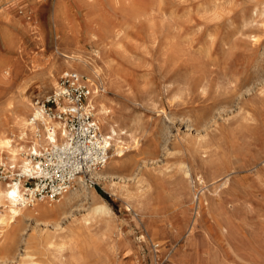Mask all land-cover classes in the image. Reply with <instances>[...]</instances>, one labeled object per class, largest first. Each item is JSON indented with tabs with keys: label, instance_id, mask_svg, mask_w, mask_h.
<instances>
[{
	"label": "rangeland",
	"instance_id": "rangeland-1",
	"mask_svg": "<svg viewBox=\"0 0 264 264\" xmlns=\"http://www.w3.org/2000/svg\"><path fill=\"white\" fill-rule=\"evenodd\" d=\"M83 2L0 0V125L74 70L66 34L99 51L100 100L130 146L65 212L4 225L0 264H264V0Z\"/></svg>",
	"mask_w": 264,
	"mask_h": 264
},
{
	"label": "bare ground",
	"instance_id": "bare-ground-1",
	"mask_svg": "<svg viewBox=\"0 0 264 264\" xmlns=\"http://www.w3.org/2000/svg\"><path fill=\"white\" fill-rule=\"evenodd\" d=\"M85 1L86 0H84V2ZM89 1H91V0H89ZM118 1H120V0H111V2H118ZM84 4H86V3H84ZM54 10H55L54 14H53L54 20L56 21V19L62 18V16H61L62 12L60 13L59 7L56 6ZM136 10H138V9H136ZM122 11L125 12V10H122ZM136 12L140 13L139 11H136ZM134 14L135 13H133V15ZM128 16H130V15H128ZM60 27L62 28V26H60V25L58 26V24H57L56 28H58V31H62V29ZM94 30H96V29H93V30L91 29L89 31V34H90L91 38L93 39V44L99 45L102 41V39H101L102 34L101 33H104V29L100 28V32L94 31ZM65 31H67V30H65ZM96 32L100 33L101 36ZM98 35L100 38L98 37ZM62 38L64 39L65 43H64L62 49L59 48V44L57 43V52H58L59 56L63 59V63L65 64L67 69L68 68L74 69L79 74L86 75V77H87L86 81H87V83L91 89V93H90V96L88 98L89 99L88 102L93 107V115H94V117L97 120V123L99 125L101 134L104 138V143L108 147V158H107V161L105 162V164L103 165V167L100 169L91 170V171L85 173L84 175L87 179L92 180V181L105 180L108 177L105 174V172L107 173L106 168L109 165L110 159L112 158V156H115L116 158L122 157L124 154L123 150L128 149L130 145H129V143H127L125 141V139H123V137H122L123 135L121 136L122 132H120V131L122 128H118L113 121L107 119L106 115H107V112L109 109L108 108L109 105H107L108 107H106L100 100V97L102 96L101 93L105 91V87H104V82H103L101 72H100V69L98 66L99 64L97 65V62L95 60V58H98V59L100 58L99 51L96 48H93L90 51V53H91L90 56L85 57V56L79 54V51L77 52L78 45H77L76 40H72V41H71V39L68 40V36L66 34L64 36H62ZM62 38H60V39H62ZM103 41L105 42V40H103ZM106 42H109V41H106ZM116 46H117V44H116ZM116 49H118V48H116ZM122 52H124V51H122ZM103 63L101 65H103ZM111 70L114 71V69H111ZM102 71H103V69H102ZM114 73H115V71H114ZM49 76H50V78L47 77L48 78V80H47L48 85H49V87L54 89L57 85V80L55 79L56 75L49 72ZM44 79H45V77H44ZM110 85H112V84H110ZM41 86L43 87V85H41ZM41 86H40V88H41ZM105 86H107V82H106ZM181 86H183V85H181ZM49 87H48V89H46V93H43L42 90L40 91V93L41 92L43 93L42 96L44 94H47V90L51 89ZM36 93H38V92H36ZM40 95L38 98L41 97ZM20 97H21V95H20ZM107 104H109V102ZM16 106H17V104H16ZM38 111L39 110L36 107V105L34 104V101H32L30 99V97H28L26 95V97H22L20 99V102L18 104V108H14L13 110H11L9 116L6 115L5 122H3L0 125V164L7 163V164L12 165L11 167L17 166L24 173L25 172L39 173V168H40L39 160L35 159V161H33L31 158L28 157L27 154L31 153V154L40 155L41 151H43V149H45L49 146H52L58 140H60V141L63 140V138L66 134L63 124L60 121L55 120L53 118L39 116ZM32 114L34 117H38L37 120L31 121L29 119V117L27 115H32ZM108 114H109V112H108ZM127 119H125L124 121H126ZM112 120L115 121V118L113 117ZM124 133L126 134V132H124ZM136 141H137V139H136ZM136 141H133V143ZM137 143H139V142H137ZM130 144H131V142H130ZM138 146H139V144H138ZM133 147H136V146H133ZM40 148H42V149H40ZM203 149H205V148H203ZM84 175L77 176L75 178L72 186L66 192L62 193L61 196L54 201L51 199H47V198H33L31 195L29 187H27V185L25 186V184L23 185L22 181L20 182L17 179H11V180L3 182V181H1L2 180L1 179L0 180V208H2V209L0 210V232H3V230H5L4 225L11 224V223L17 221L21 216H24V215L30 216L31 213H35L38 215L39 214L51 215V214H60V213L65 212V210L67 209V206H69L70 202L74 198H76V196L78 197L79 191L83 192L85 190H87V191L92 190L89 188V185H87L86 180L84 178ZM93 198H94V195H93ZM75 201L73 200L74 203H75ZM52 202H57V205L53 204ZM30 205L32 207L28 208V206H30ZM202 205H203V202H202ZM103 208H104V206L102 204L94 202V205H93L91 210L93 212H99ZM190 222H191V219H190ZM217 228H219L220 232H224L227 230V227L221 223L218 225ZM15 234H16L15 230L12 229L11 232L4 233V237L6 239L11 240L14 238ZM228 248H229V246H228ZM239 250H240V248H239ZM234 251H236V249ZM235 254H237V252ZM215 256H216V254H215ZM217 257H219L218 254H217ZM253 263L256 264V262H253Z\"/></svg>",
	"mask_w": 264,
	"mask_h": 264
},
{
	"label": "built area",
	"instance_id": "built-area-1",
	"mask_svg": "<svg viewBox=\"0 0 264 264\" xmlns=\"http://www.w3.org/2000/svg\"><path fill=\"white\" fill-rule=\"evenodd\" d=\"M90 93L86 77L70 70L59 76L51 92L34 101L39 116L60 121L66 134L62 141L43 149L40 155L30 153L34 161L39 160V173H16L18 181L31 182L33 198L56 200L77 176L100 169L107 161L108 147L88 102ZM37 118L32 114L29 119ZM1 178L5 179L2 170Z\"/></svg>",
	"mask_w": 264,
	"mask_h": 264
}]
</instances>
